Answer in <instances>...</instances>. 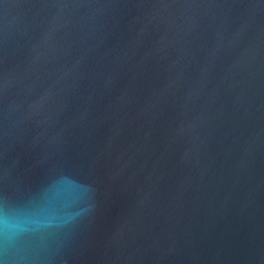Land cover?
Returning <instances> with one entry per match:
<instances>
[{"label":"water","instance_id":"water-1","mask_svg":"<svg viewBox=\"0 0 264 264\" xmlns=\"http://www.w3.org/2000/svg\"><path fill=\"white\" fill-rule=\"evenodd\" d=\"M0 264H264V0H0Z\"/></svg>","mask_w":264,"mask_h":264}]
</instances>
